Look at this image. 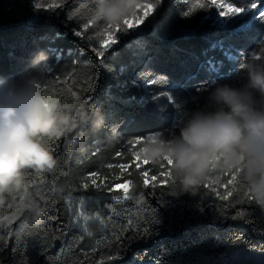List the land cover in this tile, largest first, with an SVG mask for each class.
Masks as SVG:
<instances>
[{
  "label": "trees",
  "instance_id": "trees-1",
  "mask_svg": "<svg viewBox=\"0 0 264 264\" xmlns=\"http://www.w3.org/2000/svg\"><path fill=\"white\" fill-rule=\"evenodd\" d=\"M226 2L258 8L221 16L214 7L193 8L206 0H159L149 23L117 33L97 56L98 42L88 39L95 33L83 28L88 0H0V75L24 72L31 55L44 50L53 68L46 88L66 102L69 89L76 91L106 123L98 133L52 141L59 161L52 174L28 172L31 199L45 211L39 223L0 228V264H264V212L236 185H227L235 190L226 200L216 194H225L230 177L212 185L216 192L210 182L194 194L171 195L169 166L153 169L128 151L129 139L171 128L214 81H233L240 59L260 54L264 19L256 13L264 0ZM52 3L60 7H46ZM128 180L129 195L142 196L125 200L115 189ZM29 216L24 211L20 219Z\"/></svg>",
  "mask_w": 264,
  "mask_h": 264
},
{
  "label": "clouds",
  "instance_id": "clouds-1",
  "mask_svg": "<svg viewBox=\"0 0 264 264\" xmlns=\"http://www.w3.org/2000/svg\"><path fill=\"white\" fill-rule=\"evenodd\" d=\"M150 3L157 0H88L85 18L104 46L109 26L118 33L136 28L138 12ZM239 65L233 81H214L171 128L145 133L136 155L153 169L169 166L171 195L194 194L235 173V185L264 212V54L244 61L242 69ZM52 71L48 53L38 50L24 72L0 75V228L20 221L23 229L42 219L27 174L45 176L57 169L52 141L106 127L105 116L87 99L71 96L66 102L46 88ZM108 127L118 134L117 125ZM137 196L142 193L130 194ZM24 211L30 216L21 220Z\"/></svg>",
  "mask_w": 264,
  "mask_h": 264
},
{
  "label": "snow or ice",
  "instance_id": "snow-or-ice-1",
  "mask_svg": "<svg viewBox=\"0 0 264 264\" xmlns=\"http://www.w3.org/2000/svg\"><path fill=\"white\" fill-rule=\"evenodd\" d=\"M159 3V0H157V4ZM37 8H40L41 5L37 4L36 5ZM47 8H57V7H60L59 4L57 3H52V4H49L46 6ZM154 5L153 4H148L146 5L142 10H140L135 18V27H138L149 15H151V13L153 12L154 10ZM216 8L220 15L221 16H235V15H239L243 12H245L246 10H256L258 8V4L256 2H253L247 6H236L230 2H226V0H206V3H196L193 5V8L196 9H205V8ZM184 15H189L191 14V11H185L183 13ZM257 18L259 19H264V10H259L257 11ZM69 18L71 19L72 18V15L70 14ZM83 28L85 30H87L89 28V25L87 23H85L83 25ZM120 31V29L117 27V28H113L112 26H109V28L107 29L106 31V36H107V40L106 42L104 43V46H101V43H100V38H98L96 35L94 36H89L88 39L90 41H92L93 39L95 41L98 42L99 44V47H94V51L96 52L97 56H102L103 55V52L113 43H115V36L116 34ZM77 35H80L82 36L84 33L81 32V31H78L76 33ZM259 45H260V54L257 55L255 53H253L252 57H255L257 59H259L261 57L262 54H264V39H261L259 41ZM244 59H240V65L239 67L242 69L243 66H244ZM51 73V72H50ZM67 76L69 77H72L75 75V73H66ZM153 83H159V82H162V78H159L158 80L156 81H152ZM70 94L72 97H80L78 95V93L76 91H72L70 90ZM141 142V139H136L135 141H129L128 144H132V143H135V144H139ZM128 151L130 153L133 154V156H136V153L133 152L132 148H129ZM97 153H93L92 155H96ZM117 156H120L121 153L120 152H117L116 153ZM87 158V157H85ZM143 163L147 164L145 161H143ZM109 168L112 167L111 164L108 165ZM121 169H124V168H127L128 165L126 164H121L119 166ZM62 175H66V173H61ZM143 175L147 176L148 173L145 172L143 173ZM168 176L170 177V171L168 172ZM96 177H97V173H90V177L92 179V183L93 185H96ZM235 180H236V174L233 173L229 179H227V184L224 185L225 188H226V191H225V194H220L219 192H216V189L214 187H212L213 184H217L215 182H211L209 185H207L209 188H211L212 191L216 192L217 196L219 199L221 200H226L228 199V197L232 194V191L235 190V188H227V185H235ZM133 182L131 180H128L125 184H122V185H118L117 186V189L118 190H122L123 192V198L126 200V199H129L130 198V195H129V189L130 187L132 186ZM145 184H147V180L145 181ZM221 184V183H219ZM98 186V185H96ZM81 187L82 188H85L87 189L89 187V184L88 183H83L81 184ZM110 191L112 189H109ZM113 199L115 200H120L121 197L120 196H113ZM33 205H35L36 203L35 202H32ZM81 205L84 204V201L81 200ZM42 211H45V209H42ZM77 217L79 218L80 216L83 215V212L81 210H78L77 213H76ZM244 213H238L237 217H233V219H236V218H239L241 216H243ZM97 219L99 217H96ZM83 219L85 221H87L89 219L88 216H83ZM85 232H87V228L85 227L84 229ZM145 231H147V229H145ZM89 235H91V233H88Z\"/></svg>",
  "mask_w": 264,
  "mask_h": 264
},
{
  "label": "rangeland",
  "instance_id": "rangeland-1",
  "mask_svg": "<svg viewBox=\"0 0 264 264\" xmlns=\"http://www.w3.org/2000/svg\"><path fill=\"white\" fill-rule=\"evenodd\" d=\"M153 13H154V10H153V12L151 13V15H149L138 27H136V28H134V29H129L130 31H138L140 28H142L143 26H145L147 23H149L150 22V20H151V18H152V16H153ZM111 46H112V44L107 48V49H109V48H111ZM141 158V157H140ZM125 184V183H124ZM120 185H122V184H120ZM118 186V185H117ZM117 186H115V189L116 190H118L117 189ZM122 191V190H121Z\"/></svg>",
  "mask_w": 264,
  "mask_h": 264
}]
</instances>
